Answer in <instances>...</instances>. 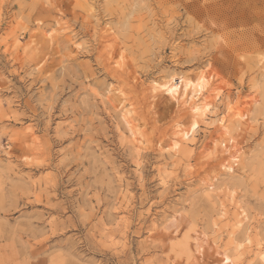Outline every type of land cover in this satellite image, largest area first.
Returning <instances> with one entry per match:
<instances>
[{"label":"rangeland","instance_id":"obj_1","mask_svg":"<svg viewBox=\"0 0 264 264\" xmlns=\"http://www.w3.org/2000/svg\"><path fill=\"white\" fill-rule=\"evenodd\" d=\"M259 247L264 0H0V264Z\"/></svg>","mask_w":264,"mask_h":264},{"label":"bare ground","instance_id":"obj_2","mask_svg":"<svg viewBox=\"0 0 264 264\" xmlns=\"http://www.w3.org/2000/svg\"><path fill=\"white\" fill-rule=\"evenodd\" d=\"M30 43V42H29ZM32 43V42H31ZM30 46H28L27 48H29ZM221 94V90L220 92L215 96V98H212L210 101H209V104L204 107V109H200L196 115H195V118H198L199 119V122H203V123H206L208 124L209 122V119H210V114H213L212 111H213V107H214V104H213V101L214 100H217V97H219ZM215 104H216V101H215ZM214 109H216V107H214ZM216 113V112H215ZM217 114V113H216ZM215 115V114H214ZM243 115H245L244 113L242 115H240V117H242ZM211 121V119H210ZM215 121V120H214ZM212 122V121H211ZM211 122L209 123V125L211 124ZM214 123V122H213ZM212 125V124H211ZM213 126V125H212ZM239 229H235L233 230V232H231V238L229 240V242L226 244V247L224 248V251H226L227 253L230 251V249H235L236 252H234L238 259L242 260V256L244 254V251H241V248L244 246L245 243H249L251 241V237L249 235V229H246L245 230V233H244V241L240 240L238 241L237 239V236H236V233ZM257 254L261 257V259L264 261V250L262 249V247H259L258 248V251H257ZM226 261V259H220L218 262L220 263H224Z\"/></svg>","mask_w":264,"mask_h":264}]
</instances>
